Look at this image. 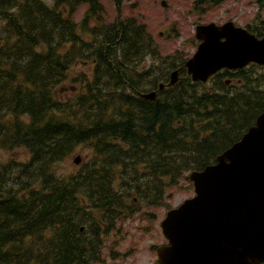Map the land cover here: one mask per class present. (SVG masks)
<instances>
[{
	"label": "trees",
	"instance_id": "1",
	"mask_svg": "<svg viewBox=\"0 0 264 264\" xmlns=\"http://www.w3.org/2000/svg\"><path fill=\"white\" fill-rule=\"evenodd\" d=\"M246 28L264 37V25ZM188 58L163 55L140 17L107 23L101 0H0V264H96L107 246L115 256L107 243L120 223L173 208L188 174L242 138L264 111V65L194 82ZM79 60L91 68L73 78ZM71 82L79 90L61 97ZM152 91L155 99L143 96ZM18 148L30 158L3 159ZM78 149L87 160L59 175Z\"/></svg>",
	"mask_w": 264,
	"mask_h": 264
},
{
	"label": "water",
	"instance_id": "2",
	"mask_svg": "<svg viewBox=\"0 0 264 264\" xmlns=\"http://www.w3.org/2000/svg\"><path fill=\"white\" fill-rule=\"evenodd\" d=\"M196 38L200 43L186 62L194 82H207L223 69L264 65V37L233 21L199 24ZM178 80L176 69L170 85ZM143 96L155 99L156 92ZM74 161L79 164L80 156ZM189 178L195 195L169 210L161 222L168 243L157 249L159 263H264V111L215 163L192 171Z\"/></svg>",
	"mask_w": 264,
	"mask_h": 264
},
{
	"label": "rangeland",
	"instance_id": "3",
	"mask_svg": "<svg viewBox=\"0 0 264 264\" xmlns=\"http://www.w3.org/2000/svg\"><path fill=\"white\" fill-rule=\"evenodd\" d=\"M45 1L50 5L53 4V0ZM162 1L132 0L118 8L112 0H101L105 8L107 23L129 16L140 17L146 22L163 55L183 51L187 57H192L200 42L195 37L196 27L199 24L215 22L217 25H221L232 20L237 26L245 28L248 24L264 25V7L261 8L256 0H227L222 5L205 10L203 13L194 11L193 0H165L166 6L162 5ZM87 10L88 4H81L74 14L75 20L80 22ZM96 23L95 21L93 24ZM160 32L162 33L160 34ZM90 68L91 64L79 60L73 66L71 77H78L80 72H89ZM78 90L79 86L71 82L65 86L61 97L68 98ZM2 155L4 160L26 161L30 158L24 148L13 151L3 150ZM89 155L90 152H79L78 149L69 158L58 164L57 173L69 175L77 172ZM77 156H80V164L74 162V158ZM185 185L184 189L174 192L173 208L195 195L193 184L185 183ZM149 210L154 211L152 219L147 215L142 216L137 213L134 217L119 224V234H112L107 243V245L115 243L111 246L118 255L111 256L110 247L107 246L103 253L104 261L96 264H156L158 262L157 253L155 249H152V246L166 243L160 222L165 218L168 209L161 205L156 209L150 208Z\"/></svg>",
	"mask_w": 264,
	"mask_h": 264
},
{
	"label": "flooded vegetation",
	"instance_id": "4",
	"mask_svg": "<svg viewBox=\"0 0 264 264\" xmlns=\"http://www.w3.org/2000/svg\"><path fill=\"white\" fill-rule=\"evenodd\" d=\"M154 216V215H153Z\"/></svg>",
	"mask_w": 264,
	"mask_h": 264
}]
</instances>
